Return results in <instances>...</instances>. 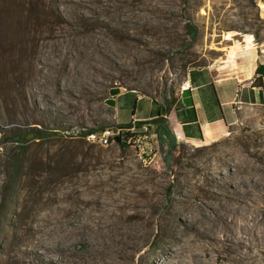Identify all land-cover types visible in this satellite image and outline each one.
I'll use <instances>...</instances> for the list:
<instances>
[{"label": "rangeland", "instance_id": "374dc122", "mask_svg": "<svg viewBox=\"0 0 264 264\" xmlns=\"http://www.w3.org/2000/svg\"><path fill=\"white\" fill-rule=\"evenodd\" d=\"M244 5L0 0V264H264V106L243 107L215 141L176 142L168 164L151 136L148 156L95 145L56 175L27 173L32 147L12 168V120L100 129L114 125V87L171 99L192 59L244 34L217 29L241 25ZM185 17L199 29L188 49Z\"/></svg>", "mask_w": 264, "mask_h": 264}, {"label": "crops", "instance_id": "0c3cea01", "mask_svg": "<svg viewBox=\"0 0 264 264\" xmlns=\"http://www.w3.org/2000/svg\"><path fill=\"white\" fill-rule=\"evenodd\" d=\"M259 6L264 14V3ZM232 37L222 35L214 48L219 54L187 71L184 82L190 88L179 90L168 112L160 114L165 118V141L192 145L215 141L227 133L243 107L264 106V41L255 42L251 34ZM154 99L136 89H120L110 97L114 123L147 126L150 135L156 136L152 120L165 105Z\"/></svg>", "mask_w": 264, "mask_h": 264}, {"label": "trees", "instance_id": "16d2710c", "mask_svg": "<svg viewBox=\"0 0 264 264\" xmlns=\"http://www.w3.org/2000/svg\"><path fill=\"white\" fill-rule=\"evenodd\" d=\"M244 1L245 5L243 6V10L239 13L241 15V19L243 20L242 24L220 25L219 20H216L217 22H219L217 29L236 30L240 33L252 34L255 42L261 43L264 41V17L260 16V7L258 5V0ZM215 10L216 9L214 8V5H212L210 13L211 21L214 17L213 12ZM218 13L219 12L217 11V17ZM178 31L180 32V35L178 36L180 37L182 49H188L199 36V29L197 25L191 22L189 17H185L183 19V23L179 27ZM192 61L193 65L191 67L205 65L204 62L198 60L197 58L192 59ZM119 91L120 89L118 87H114L110 90V94L112 96L114 94H117ZM141 93L149 95L154 99V97L148 92ZM162 102L165 106L159 112L158 117L156 119H153L152 122L155 124L154 133L156 135V139H158L160 147L163 148L166 143V147L164 148L171 152L176 147V141H172L170 140V138L167 139V141L164 140V135L167 136V130L165 128V118L160 114L168 112L170 105L175 102V97L173 96L171 99H166L165 97ZM107 105L110 107V99L107 100ZM11 123H14V125L12 126V134L10 135V140L17 144L16 147L19 150L16 157L14 158V162L12 163V168H15V171H18V165L20 164V159L22 158V156H24V154L32 147H35V149L33 151V155L29 157L27 173L40 171L45 174L56 175L62 167L67 166V164L72 162L77 156H83L84 158L90 157L89 154L86 153L85 148H92L93 146H95L94 144L88 143L81 139L70 140L62 138L37 120L33 122L25 121L22 123L18 121V119H14L11 121ZM120 126L130 128L132 127V124L127 123ZM90 129L92 130L96 128L91 127ZM141 132L142 126H140V124H137L136 126H134V131L127 134H139ZM5 138L6 137H4L3 139ZM50 140H55L53 144L58 143L55 149H52V147H50L51 145L43 147L46 142ZM114 146H117L118 148L132 147L131 145L124 144L122 142ZM50 150H53L52 153H50Z\"/></svg>", "mask_w": 264, "mask_h": 264}, {"label": "built area", "instance_id": "2783aa9c", "mask_svg": "<svg viewBox=\"0 0 264 264\" xmlns=\"http://www.w3.org/2000/svg\"><path fill=\"white\" fill-rule=\"evenodd\" d=\"M190 88V84L183 82L180 90H186ZM114 122V119H113ZM134 131V126L130 128L121 127L118 124L112 126H106L100 129H90L87 126H81L77 124H70V130L67 132H58L56 133L61 137H73L74 139H81L88 143L98 145L101 147H108L112 145H117L114 137L119 136V143H124L131 145L137 154L142 157V155L148 156L152 152L151 140L152 137L148 131L147 126L142 127V132L139 134L131 133ZM136 134V135H135ZM154 142L158 143V139L154 137ZM166 149V148H165ZM144 159V157H143Z\"/></svg>", "mask_w": 264, "mask_h": 264}, {"label": "water", "instance_id": "95a60500", "mask_svg": "<svg viewBox=\"0 0 264 264\" xmlns=\"http://www.w3.org/2000/svg\"><path fill=\"white\" fill-rule=\"evenodd\" d=\"M0 134H1V129H0ZM114 139H115V142L118 145L119 144V141H120L119 136H115Z\"/></svg>", "mask_w": 264, "mask_h": 264}, {"label": "bare ground", "instance_id": "6f19581e", "mask_svg": "<svg viewBox=\"0 0 264 264\" xmlns=\"http://www.w3.org/2000/svg\"><path fill=\"white\" fill-rule=\"evenodd\" d=\"M68 130H70V125L64 127L63 130H62V132H67Z\"/></svg>", "mask_w": 264, "mask_h": 264}]
</instances>
